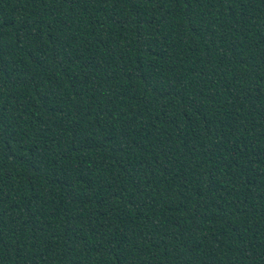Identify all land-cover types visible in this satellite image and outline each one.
Returning a JSON list of instances; mask_svg holds the SVG:
<instances>
[{"label":"trees","instance_id":"obj_1","mask_svg":"<svg viewBox=\"0 0 264 264\" xmlns=\"http://www.w3.org/2000/svg\"><path fill=\"white\" fill-rule=\"evenodd\" d=\"M0 264H264V0H0Z\"/></svg>","mask_w":264,"mask_h":264}]
</instances>
